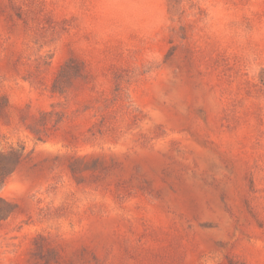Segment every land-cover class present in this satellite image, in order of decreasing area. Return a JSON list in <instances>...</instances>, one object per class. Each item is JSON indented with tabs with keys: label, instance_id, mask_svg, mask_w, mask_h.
I'll return each mask as SVG.
<instances>
[{
	"label": "rangeland",
	"instance_id": "1",
	"mask_svg": "<svg viewBox=\"0 0 264 264\" xmlns=\"http://www.w3.org/2000/svg\"><path fill=\"white\" fill-rule=\"evenodd\" d=\"M0 264H264V0H0Z\"/></svg>",
	"mask_w": 264,
	"mask_h": 264
}]
</instances>
